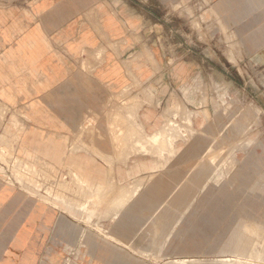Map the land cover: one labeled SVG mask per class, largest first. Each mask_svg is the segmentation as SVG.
Returning <instances> with one entry per match:
<instances>
[{
	"label": "crops",
	"instance_id": "crops-1",
	"mask_svg": "<svg viewBox=\"0 0 264 264\" xmlns=\"http://www.w3.org/2000/svg\"><path fill=\"white\" fill-rule=\"evenodd\" d=\"M263 239L264 0H0V264Z\"/></svg>",
	"mask_w": 264,
	"mask_h": 264
},
{
	"label": "rangeland",
	"instance_id": "rangeland-1",
	"mask_svg": "<svg viewBox=\"0 0 264 264\" xmlns=\"http://www.w3.org/2000/svg\"><path fill=\"white\" fill-rule=\"evenodd\" d=\"M247 236H246V245L248 247V249H254L255 248V245L258 244V241L255 237V226L254 224H249L248 223V226H247ZM233 234V233H232ZM237 237V236H236ZM236 243L237 244H240L239 242V239H235ZM263 247H264V239H263ZM234 260H231V261H236L238 262L237 264H264V258H261L259 255H255V254H247L245 256L243 255H235L234 257ZM201 261H211L210 260V257L209 258H204V259H199ZM241 261H243L241 263Z\"/></svg>",
	"mask_w": 264,
	"mask_h": 264
},
{
	"label": "bare ground",
	"instance_id": "bare-ground-1",
	"mask_svg": "<svg viewBox=\"0 0 264 264\" xmlns=\"http://www.w3.org/2000/svg\"><path fill=\"white\" fill-rule=\"evenodd\" d=\"M248 113V112H247ZM143 183V182H142ZM102 186V185H101ZM133 194V193H132ZM129 195V194H128ZM104 196V195H103ZM105 202V201H104ZM110 202V201H109Z\"/></svg>",
	"mask_w": 264,
	"mask_h": 264
}]
</instances>
